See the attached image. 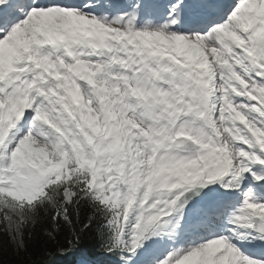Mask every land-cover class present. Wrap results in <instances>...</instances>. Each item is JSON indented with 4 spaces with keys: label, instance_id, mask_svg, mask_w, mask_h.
Wrapping results in <instances>:
<instances>
[{
    "label": "snow or ice",
    "instance_id": "snow-or-ice-1",
    "mask_svg": "<svg viewBox=\"0 0 264 264\" xmlns=\"http://www.w3.org/2000/svg\"><path fill=\"white\" fill-rule=\"evenodd\" d=\"M264 264V0H0V264Z\"/></svg>",
    "mask_w": 264,
    "mask_h": 264
},
{
    "label": "trees",
    "instance_id": "trees-1",
    "mask_svg": "<svg viewBox=\"0 0 264 264\" xmlns=\"http://www.w3.org/2000/svg\"><path fill=\"white\" fill-rule=\"evenodd\" d=\"M6 259L8 261V264H11L12 261L11 253L9 254V257H7ZM47 264H60V258L58 256L47 257Z\"/></svg>",
    "mask_w": 264,
    "mask_h": 264
}]
</instances>
